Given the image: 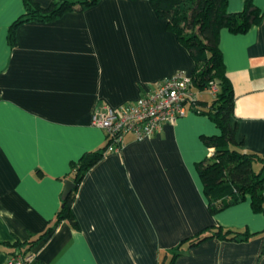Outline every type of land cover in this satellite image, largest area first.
Here are the masks:
<instances>
[{"label": "crops", "instance_id": "obj_1", "mask_svg": "<svg viewBox=\"0 0 264 264\" xmlns=\"http://www.w3.org/2000/svg\"><path fill=\"white\" fill-rule=\"evenodd\" d=\"M34 1L45 8L53 0ZM244 1L227 0L228 12H241ZM251 1L264 13V0ZM23 12L22 0H0V264L16 241L52 226L70 164L105 146L104 131L90 125L94 110L134 103L193 69L148 0H101L56 21L24 24L11 48L8 30ZM219 47L235 98L237 140L264 157V14L245 34L221 30ZM217 134L210 120L188 112L150 139L126 135L120 151L107 153L77 189L78 228L55 226L32 250L36 260L165 264L179 242L221 226L253 236L208 239L174 264H264V215L253 213L249 201L217 215L207 209L195 166L210 153L202 137Z\"/></svg>", "mask_w": 264, "mask_h": 264}, {"label": "trees", "instance_id": "obj_2", "mask_svg": "<svg viewBox=\"0 0 264 264\" xmlns=\"http://www.w3.org/2000/svg\"><path fill=\"white\" fill-rule=\"evenodd\" d=\"M101 0H53L43 8L34 0H22L24 12L12 22L8 30V44L16 46V31L27 23L46 24L61 19L67 13H79L96 6ZM137 1V0H130ZM156 16L165 21L166 30L176 37L178 43L189 54L193 69L192 87L197 93L210 91L213 85L215 94L209 100H196L187 103L188 110L210 120L218 134L202 137L209 154L196 164V172L201 181L207 209L217 215L230 207L246 201L250 202L255 214L264 215V157L246 152L243 142L237 140L235 118V98L232 85L226 75L223 55L219 47L220 32L226 29L230 34L242 35L263 19V11L251 0L244 1L241 12L230 13L227 0H148ZM109 141L102 148L84 153L70 164L69 179L74 185L63 199L52 226L37 236H30L25 242L16 241V254H30L61 222H67L74 230L78 224L72 213L76 191L86 174L106 155ZM259 169H256L257 166ZM247 230L236 231L221 226H210L186 238L170 249L165 264L175 261L190 249L208 239L242 242L252 237ZM160 264H164L161 262Z\"/></svg>", "mask_w": 264, "mask_h": 264}, {"label": "built area", "instance_id": "obj_3", "mask_svg": "<svg viewBox=\"0 0 264 264\" xmlns=\"http://www.w3.org/2000/svg\"><path fill=\"white\" fill-rule=\"evenodd\" d=\"M211 94L216 87L211 86ZM197 99L190 75L180 71L161 81L157 87L145 92L134 103L118 108L101 105L91 116L90 125L103 130L109 141L107 153L120 151L126 135L137 141L152 138L165 124H173L188 112L187 103ZM5 264H40L33 253L8 257Z\"/></svg>", "mask_w": 264, "mask_h": 264}, {"label": "water", "instance_id": "obj_4", "mask_svg": "<svg viewBox=\"0 0 264 264\" xmlns=\"http://www.w3.org/2000/svg\"><path fill=\"white\" fill-rule=\"evenodd\" d=\"M74 188V185L71 181L66 180L64 182V189H63V193H62V198L64 199Z\"/></svg>", "mask_w": 264, "mask_h": 264}, {"label": "rangeland", "instance_id": "obj_5", "mask_svg": "<svg viewBox=\"0 0 264 264\" xmlns=\"http://www.w3.org/2000/svg\"><path fill=\"white\" fill-rule=\"evenodd\" d=\"M206 94V96H207V98L209 97V95H210V93L208 92V93H205ZM205 94H203V95H201V96H197L199 99H202V100H206L207 98L206 97H204V95ZM209 94V95H208ZM210 99H211V97H210Z\"/></svg>", "mask_w": 264, "mask_h": 264}]
</instances>
